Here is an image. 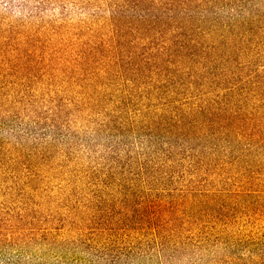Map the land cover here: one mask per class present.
<instances>
[{
    "label": "rangeland",
    "instance_id": "rangeland-1",
    "mask_svg": "<svg viewBox=\"0 0 264 264\" xmlns=\"http://www.w3.org/2000/svg\"><path fill=\"white\" fill-rule=\"evenodd\" d=\"M100 6L0 0V264H164L146 220L130 223L144 215L180 233L168 264H264V147L232 156V127H221L232 93L264 118V1L256 38H197L203 74L196 94L214 109L204 117L201 169L179 163L166 170L153 161L146 180L103 159L110 145L138 150L140 139L128 128L129 138L97 134L111 90L122 88L116 66L105 75L106 60L122 57L117 40L76 31L86 19V28L97 22ZM92 90L104 97H87ZM120 125L125 131V120Z\"/></svg>",
    "mask_w": 264,
    "mask_h": 264
},
{
    "label": "trees",
    "instance_id": "trees-1",
    "mask_svg": "<svg viewBox=\"0 0 264 264\" xmlns=\"http://www.w3.org/2000/svg\"><path fill=\"white\" fill-rule=\"evenodd\" d=\"M99 1L100 18H97V22L93 21V25L86 28V19L76 31L81 38L117 40L115 50L122 57L106 60L108 70L105 75H112V68L116 66L113 71L115 75L119 74L122 88L111 90L115 97L110 96V112L105 115V123L98 128L97 134L107 131L113 136L129 138L128 128L140 139L138 150L119 144L110 145L104 161L115 166L122 163L124 168L127 167V173L132 169L134 175L138 174V170L142 180L151 179L149 173L153 161L163 160V163H167L166 170L179 163L201 169L204 117L213 115L214 109L212 104L207 107L203 101L199 103L201 97L196 94L203 74L200 70L201 45L197 38H232V44L237 43L235 38H256V7L264 0ZM131 43L133 52L127 49L131 48ZM137 60L140 62L137 63ZM157 71L165 72L166 80L162 81ZM135 74L137 79H127ZM137 82H145L142 92H137L140 88ZM161 84L166 86L159 88ZM184 86L187 87L186 92L181 90ZM139 93H144V96L138 98ZM86 96L103 98L104 94L92 90ZM167 96L170 101L166 106L158 109L152 107V102ZM247 101L235 100L232 93V108L223 105L221 110V127L224 130L232 127V156L248 145L253 146L249 150L250 155L258 151L254 147H264V118L257 109H249ZM58 107L63 113L67 110ZM231 110L232 113L229 112ZM121 120H125V131L121 128ZM210 125L213 128V123ZM191 174L195 176L194 172ZM187 202L189 200H185ZM194 203L198 204L200 200ZM188 205L190 207L193 202L190 201ZM145 220L152 230L151 242L155 244L160 257L164 258V264H168V259L177 256L174 251L179 250L180 242L176 237H180V233L176 229L167 231L165 227L168 222L157 215L132 217L130 223L139 226ZM172 246L174 249L168 255Z\"/></svg>",
    "mask_w": 264,
    "mask_h": 264
}]
</instances>
